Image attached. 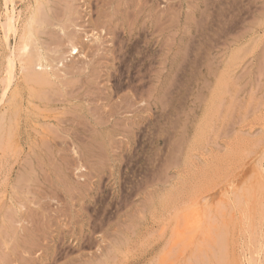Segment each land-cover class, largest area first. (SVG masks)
Wrapping results in <instances>:
<instances>
[{"label": "rangeland", "instance_id": "374dc122", "mask_svg": "<svg viewBox=\"0 0 264 264\" xmlns=\"http://www.w3.org/2000/svg\"><path fill=\"white\" fill-rule=\"evenodd\" d=\"M116 1L52 0L57 84L30 106L13 59L0 87V261L264 264V0Z\"/></svg>", "mask_w": 264, "mask_h": 264}, {"label": "bare ground", "instance_id": "6f19581e", "mask_svg": "<svg viewBox=\"0 0 264 264\" xmlns=\"http://www.w3.org/2000/svg\"><path fill=\"white\" fill-rule=\"evenodd\" d=\"M19 1V0H18ZM52 0H24V2H23V7H24V11H25V17L22 19V24L20 25V30H19V28L18 27H15V21H17V20H19L18 18H15V16H14V14L13 13H11L10 11H12L13 12V8H11L12 10H10L9 11V13L7 12V7H6V12H5V14H4V17H3V22H1L0 23V32H2V34H3V37H4V49H3V51H4V54H3V56H4V62H6V64H7V67L5 68L6 70H4L5 72H6V75H7V77H5L6 78V80L5 81H3V79L0 81L1 83V88H3V84H4V82H6V87H4L3 88V92H6V94H7V87H9V85H10V83L12 82V80H13V71H14V69H13V66H14V63H13V59H16V61H15V63L16 62H18V64H16V65H18V67H19V71H20V74H21V80H19V81H21L22 82V84L21 85H23L26 89H27V100H28V102H30V106H31V103H33L34 102V100H42L43 99V89L45 88V87H47L49 84H53V83H56L57 84V82H56V78H58V76H56L55 74H53V73H51V71H52V68H51V62L52 61H54L53 60V58H51V57H53V56H51V55H54V54H58L59 56L61 55V54H65V53H63V51H64V49L62 50L61 49V47L59 46V45H55V44H57V43H52V44H54L55 46L53 47V49L51 48L53 45L50 43V42H53V41H50V39H49V43L47 42V41H45L44 39H42V36H40V35H43L42 33H43V28H45V24H47V23H45L49 18H51L50 17V14H49V8L51 7V4H50V2H51ZM70 1V0H69ZM96 1V0H95ZM150 1V0H149ZM11 2H12V0H11ZM146 2V1H145ZM144 2V3H145ZM162 2V1H161ZM14 3V2H13ZM68 3V2H67ZM65 4V13H64V15H63V17H64V21H69L70 20V15H71V13H72V9H73V7L72 6H69V3L68 4ZM113 3H115V4H113ZM158 3V2H157ZM129 4L132 6V4H136V3H134V0H120V1H116V2H109L108 3V5H116V6H123V5H126V8H127V6H129ZM138 4V3H137ZM200 4V3H199ZM9 5H10V1H9ZM14 5V4H13ZM64 5V4H63ZM98 5V4H97ZM169 5V4H168ZM201 5H203V4H201ZM11 6V5H10ZM9 6V7H10ZM134 6L135 5H133V8H134ZM165 8H166V6H165ZM9 9V8H8ZM75 10V9H74ZM133 10V9H132ZM53 11V10H52ZM166 11V10H165ZM127 12V11H126ZM132 12V11H131ZM133 13H135V11L134 12H132V14ZM57 14H59V12L57 13ZM128 14V13H127ZM136 14V13H135ZM135 14H133V15H135ZM164 14V13H163ZM126 15V14H125ZM159 15V14H158ZM166 15V14H165ZM17 16V15H16ZM60 16V15H59ZM129 16V15H128ZM19 17V16H18ZM56 17V16H55ZM130 17V16H129ZM134 17V16H133ZM136 17V16H135ZM126 19H127V15H126ZM159 19V18H158ZM169 19V18H168ZM129 20V19H128ZM131 20H132V17H131ZM130 20V21H131ZM156 20V19H155ZM127 21V20H126ZM130 21H129V23H130ZM133 21V20H132ZM131 21V22H132ZM48 22V21H47ZM164 23V22H163ZM19 25V24H18ZM96 25V24H95ZM17 26V25H16ZM58 27L59 28V31L57 32V34L59 33V35L62 33V34H66L65 32L63 33V30H65V29H62V26H60V25H58V24H56L55 25V27ZM159 26V25H158ZM47 28V27H46ZM53 29H54V27H52ZM128 28V27H127ZM52 29V30H53ZM76 29V28H75ZM74 29V30H75ZM154 29V28H153ZM17 30H19V32H17ZM48 30H49V28H48ZM115 30V29H114ZM45 31H47L46 29H45ZM50 32V31H49ZM56 31H54V33H55ZM128 32V31H127ZM154 32V31H153ZM46 33V32H45ZM51 33H52V31H51ZM49 33L47 32V35H48ZM61 34V35H62ZM51 35V34H50ZM140 35V34H139ZM52 36V35H51ZM104 36V35H103ZM149 36V35H148ZM65 37H66V40L65 41H68L69 43H70V45H69V51H67V52H69L71 55L72 54H77L78 52H79V50L77 49V46L75 45V44H73V41L72 40H74L75 38H74V36L73 35H71V34H67V35H65ZM98 37V36H97ZM10 38H16L17 39V42H16V44H15V46H13V48H11V46H9V42H10ZM49 38H51V39H54V36H53V38L52 37H49ZM58 38V37H57ZM59 39V38H58ZM61 39V38H60ZM72 39V40H71ZM98 39V38H97ZM100 40V39H99ZM57 41V40H56ZM62 41V40H61ZM97 41V40H96ZM54 42H55V39H54ZM58 43H59V41H58ZM62 43V42H61ZM163 43V42H162ZM60 44V43H59ZM63 44V43H62ZM49 45H52L51 47H49ZM65 45V44H64ZM163 45V44H162ZM68 46V45H67ZM61 50H62V52H61ZM64 52H66V50L64 51ZM55 56V55H54ZM58 56V57H59ZM17 57L19 58V60L17 59ZM57 57V56H56ZM57 57V58H58ZM52 60V61H51ZM56 61V60H55ZM4 64V63H3ZM5 67V66H4ZM17 67V66H16ZM4 72V73H5ZM2 73V72H1ZM5 75V74H4ZM55 77V78H54ZM51 78H53V79H51ZM56 79V80H55ZM58 81V80H57ZM12 84V83H11ZM4 86H5V84H4ZM18 86H19V84L17 83L16 84V87L14 88V90L12 91V92H16V90H17V88H18ZM24 88V89H25ZM21 93V92H20ZM1 94V93H0ZM5 95V94H4ZM7 95H9V93L7 94ZM13 95V97H11V103H12V100H14V96H16V95H14V94H12ZM19 96V95H18ZM1 98L0 99H3L2 98V96H0ZM4 97V96H3ZM7 97V96H6ZM9 97V96H8ZM22 97V96H21ZM13 98V99H12ZM16 98H19V97H16ZM15 98V99H16ZM23 99V98H22ZM5 100V99H4ZM21 100V99H20ZM27 100H26V102H27ZM1 101H3V100H1ZM0 101V102H1ZM6 101H7V99H6ZM6 101H4V102H6ZM14 102H15V100H14ZM19 102V101H18ZM20 102H22V101H20ZM16 103V102H15ZM1 104H3L2 102H1ZM7 106V105H6ZM6 106H5V108H6ZM9 106V105H8ZM13 106V105H12ZM12 106H10V107H12ZM19 106H21L20 104H19ZM22 107V106H21ZM20 107V108H21ZM3 108V107H2ZM23 108V107H22ZM26 108V107H25ZM25 108H23L22 110H24ZM32 108H33V106H32ZM10 109V108H9ZM9 109H7V110H9ZM17 109L20 111L21 109H19L18 108V106H17ZM37 109H38V107H37ZM2 110V109H1ZM5 110V109H4ZM4 110L2 111V112H0V143H1V146H0V150L2 149L3 150V147H2V143L4 142L3 140H1L2 138H4V136H5V138L8 140V137H6V135L8 134H10L13 130H12V126L10 127V125L9 124H15L16 125V129H17V125H19L20 126V123H19V119H16V121L14 120V117L13 116H11V115H8L9 113H8V111H6L7 112V114H6V112H4ZM11 110H12V108H11ZM46 110H48V109H46ZM45 110V111H46ZM15 111H16V109H15ZM19 111L17 112V114L19 113ZM11 112V111H10ZM21 112V111H20ZM39 112H42V111H39ZM13 114H14V112H12ZM16 113V112H15ZM44 113V112H43ZM17 114H15V115H17ZM24 114V113H23ZM26 114V113H25ZM22 115V114H21ZM17 116H19V114L17 115ZM16 116V117H17ZM51 116V115H50ZM21 117V116H20ZM25 117V116H24ZM33 117V116H32ZM21 120V119H20ZM30 120V119H29ZM31 124H34V123H32V122H30ZM44 123V122H43ZM35 125V124H34ZM34 125H32V126H34ZM35 127H36V125H35ZM41 128V127H40ZM47 128V127H46ZM15 129V130H16ZM20 129V128H19ZM18 129V132H20V130ZM12 130V131H11ZM38 130H40V129H38ZM14 132V131H13ZM16 132H17V130H16ZM39 133L41 134V135H43V136H45L46 134H47V130L45 131V130H43V128L39 131ZM14 134H16V136H17V133H14ZM20 135V134H19ZM11 136V135H10ZM18 137V136H17ZM15 139V138H14ZM13 139V140H14ZM12 140V141H13ZM18 140V139H17ZM8 142V141H7ZM15 142V141H14ZM15 143H17V142H15ZM10 144H11V141H10ZM12 144H14V143H12ZM10 146H12V145H10ZM2 147V148H1ZM12 147H14V146H12ZM15 147H17L16 145H15ZM19 147V146H18ZM5 148H6V146H5ZM8 149V148H7ZM15 151V150H14ZM13 151V152H14ZM99 151V150H98ZM27 161V160H26ZM28 163V162H27ZM23 175V174H22ZM16 177H18V176H16ZM21 177V176H20ZM25 178V177H24ZM17 179V178H16ZM23 179V178H22ZM24 180H26V179H24ZM20 181V180H19ZM18 181V182H19ZM49 182V181H48ZM18 184H20V183H18ZM20 189H21V187H20ZM19 189V190H20ZM51 193V192H50ZM49 193V194H50ZM245 204V203H244ZM239 206V205H238ZM10 208V207H9ZM15 208H16V211H17V209H18V211L19 212H21V206L20 207H17V206H15ZM237 209V208H236ZM236 211H238V210H236ZM241 211V210H240ZM50 213H51V211H50ZM238 213V212H237ZM9 214V213H8ZM18 215V214H17ZM19 215H21L20 213H19ZM34 216V215H33ZM27 217V216H26ZM21 218H23L22 217V215H21ZM240 218V217H239ZM24 219V218H23ZM14 220V219H13ZM21 220V219H20ZM20 220L18 219V223L20 222ZM25 220V219H24ZM16 222V221H15ZM28 223V222H27ZM34 223V222H33ZM36 223V222H35ZM12 224V223H11ZM29 225H30V223H28ZM45 224V223H44ZM249 224L251 225H256L257 223H256V219H253L252 220V218H250L249 219ZM17 226V225H16ZM28 226V225H27ZM13 227H14V225H13ZM36 228H37V226H36ZM15 231H14V238L15 239H18L19 238V235H22L21 233H22V230H20V229H18V228H16V229H14ZM232 230V229H231ZM20 232V233H19ZM38 232V231H37ZM18 233V234H17ZM238 234V233H237ZM89 235H91V234H89ZM23 236V235H22ZM4 239V238H3ZM15 239H13V240H15ZM20 239V238H19ZM26 239H28L27 241H32V238H30V237H26ZM83 239V238H82ZM7 240V239H6ZM23 241H25V239H22ZM3 241V240H2ZM22 241V242H23ZM27 243V242H26ZM25 243V244H26ZM43 243H44V241H43ZM14 244H15V242H14ZM100 244H101V242H100ZM213 245H214V243H213ZM4 246V245H3ZM34 247V246H33ZM103 247V246H102ZM4 249V248H3ZM5 251H6V249H4ZM6 252H8V251H6ZM55 252V251H54ZM116 252H117V250H116ZM115 252V253H116ZM210 252H212V250L210 251ZM118 253H119V251H118ZM213 253H215V252H213ZM6 255L7 254H10V253H5ZM34 254V253H33ZM11 255H14L13 253H11L10 254V256ZM211 255H213V254H211ZM54 256V255H53ZM162 259V258H161ZM218 259V258H217ZM3 260H5V259H3ZM52 260V259H51ZM54 260V259H53ZM5 261H7V260H5ZM164 261V260H163ZM8 262V261H7ZM217 262V261H216ZM9 263V262H8ZM8 263H6V264H8ZM0 264H5V262L4 261H0ZM14 264V263H13ZM45 264V263H44ZM52 264V263H51ZM129 264H135V261H130V263ZM218 264V263H217Z\"/></svg>", "mask_w": 264, "mask_h": 264}]
</instances>
